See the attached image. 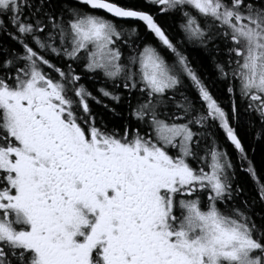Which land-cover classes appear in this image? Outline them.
<instances>
[{"label": "snow or ice", "instance_id": "snow-or-ice-1", "mask_svg": "<svg viewBox=\"0 0 264 264\" xmlns=\"http://www.w3.org/2000/svg\"><path fill=\"white\" fill-rule=\"evenodd\" d=\"M0 37V264H264V0H0Z\"/></svg>", "mask_w": 264, "mask_h": 264}, {"label": "trees", "instance_id": "trees-1", "mask_svg": "<svg viewBox=\"0 0 264 264\" xmlns=\"http://www.w3.org/2000/svg\"><path fill=\"white\" fill-rule=\"evenodd\" d=\"M164 23H165L166 26H171L172 25V21L171 20H166V21H164ZM0 39L6 40L7 38L6 37H0ZM190 51H191V55L193 57H197V58L200 57V53H198L197 51H195V50H190ZM88 86H89L90 89L95 91V88L93 87L91 82H88ZM193 95H194V93H193ZM93 109L97 113H100V114L104 115L105 119H108V114L106 113V111L102 107L93 104ZM262 152H264V148H262L261 146L257 145L256 146V160H257V163L260 162ZM242 179H244V178L242 177ZM248 187L250 189V187H251L250 182L248 183ZM256 210L257 211L260 210V206L259 205H256Z\"/></svg>", "mask_w": 264, "mask_h": 264}]
</instances>
